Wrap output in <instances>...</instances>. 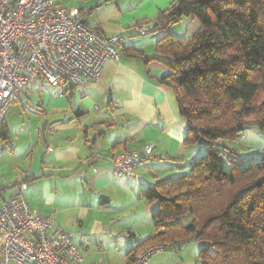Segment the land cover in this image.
<instances>
[{
	"label": "trees",
	"instance_id": "16d2710c",
	"mask_svg": "<svg viewBox=\"0 0 264 264\" xmlns=\"http://www.w3.org/2000/svg\"><path fill=\"white\" fill-rule=\"evenodd\" d=\"M184 19L199 28L172 34ZM147 33L157 35L154 54L122 49L167 69L156 80L169 88L186 126L183 145L196 159L188 174L140 190L155 206L154 233L125 253V264L154 243L165 250L190 241L203 244L200 264H264V153L248 163L225 143L250 126L264 132V0H173ZM0 139L7 140L3 123Z\"/></svg>",
	"mask_w": 264,
	"mask_h": 264
},
{
	"label": "crops",
	"instance_id": "0c3cea01",
	"mask_svg": "<svg viewBox=\"0 0 264 264\" xmlns=\"http://www.w3.org/2000/svg\"><path fill=\"white\" fill-rule=\"evenodd\" d=\"M171 1L54 0L57 5L78 9L80 20L87 27L106 36L123 33L126 42L117 49L116 60L104 61L97 82L66 83L60 88L37 86L22 93L24 98L20 96L13 103L27 104L30 110V104H36L37 112L45 117L39 122L43 123L41 127H36L37 140L34 136L27 141L26 161L20 167L10 165L17 177H6L0 157V186L3 187L0 204L11 197H22L40 214L51 217L54 229L78 231L79 237L73 235V240L80 250V264H109L93 257L98 256V251L91 257L87 254L89 245L85 238L89 233L98 237L104 231L101 220L104 210L110 208L116 192L121 194L130 186L129 180L119 182L116 178L122 177L112 174L109 164L112 154L125 150L141 155L137 185L133 187L136 190L151 186L171 171L177 173L189 168L185 164L191 162L193 153L182 142L186 126L178 116L169 88L156 80L167 69L157 61L144 63L123 51L132 48L149 56L154 54L157 37L142 43L145 35L131 28L136 23L145 28L151 26L157 13ZM151 48L153 53H148ZM51 89L56 92H50L46 99L44 90ZM3 124L6 125L5 118ZM7 140L0 139V155L7 147L3 144ZM147 147L152 149L145 155ZM9 153L15 154L14 149L9 148ZM165 156L181 161L174 163ZM161 161L170 164L161 166ZM19 181L26 184V189L20 192L13 188ZM96 196L100 199L96 200ZM146 208L151 210L150 205ZM0 264L3 263L0 261Z\"/></svg>",
	"mask_w": 264,
	"mask_h": 264
},
{
	"label": "built area",
	"instance_id": "2783aa9c",
	"mask_svg": "<svg viewBox=\"0 0 264 264\" xmlns=\"http://www.w3.org/2000/svg\"><path fill=\"white\" fill-rule=\"evenodd\" d=\"M132 31L146 35L136 23ZM123 33L103 35L83 25L76 8L54 0H0V125L9 107L37 86L62 87L98 81L107 58L116 60ZM151 147L143 154L151 153ZM141 155L121 150L109 158L117 177L136 178ZM17 191L26 189L19 181ZM1 189V186H0ZM164 250L154 243L131 264H148ZM0 261L5 264H80L81 255L69 230L54 229L52 218L39 213L22 197L0 204Z\"/></svg>",
	"mask_w": 264,
	"mask_h": 264
},
{
	"label": "rangeland",
	"instance_id": "374dc122",
	"mask_svg": "<svg viewBox=\"0 0 264 264\" xmlns=\"http://www.w3.org/2000/svg\"><path fill=\"white\" fill-rule=\"evenodd\" d=\"M199 26L196 20L184 19L181 24L172 26L170 31L172 34L179 36H189ZM156 37L157 35L153 33H147V36L142 37L143 39L141 41L142 43L151 42ZM150 51L148 53H153L152 48ZM50 92H56V89L44 90L43 95H46V99H49ZM21 97L24 98V96ZM30 106L32 107L31 110L27 104H12L6 113L5 123L7 125V136L9 139L3 143L7 147L0 157L2 158V171L7 173L6 177H9V179L17 177L16 170L10 168V165L20 167L21 163L26 161V154L29 152L27 150V141L34 136H36L37 140L36 127L38 125L41 127L43 124L42 121L45 116L37 112L38 108L36 104H30ZM40 120H42L41 124L39 123ZM225 143L229 147L237 150L241 156L245 158L249 157L247 160L248 163L263 159L264 132L259 130L257 126L245 128L235 140L225 141ZM9 148H13L15 154L9 153ZM195 159L196 155L193 154L190 160L192 162ZM150 160L156 161L154 158ZM191 162L185 165L190 167ZM169 164V162L163 163L161 161V166H167ZM170 166L173 167V165ZM188 171L189 168L188 170L182 169V171H178L177 173H172L171 171V174L167 177L188 174ZM122 178H116V180L119 182L129 180L130 186H127L121 194L116 192L110 208L104 210L105 213L102 215L104 218H101L104 222V231L98 237H93L92 233L91 235L89 233L90 239L87 240L89 237L85 238V243L89 245L87 254L91 257L94 255L93 252L98 251V256L95 254L93 257L96 256L105 261H109V264H124V255L128 249L154 233L150 210L146 211V206L149 204L140 195V190L147 187L138 188L137 190L133 189L137 185L138 173L136 178ZM59 187L61 191L64 188L62 183ZM95 199L99 200L100 198L96 196ZM150 206V209H155V206ZM188 220V216L180 219L184 224ZM91 223L92 219L89 220V224ZM69 231L73 233L75 238L79 237V233L75 229H69ZM202 247L203 244L196 241L167 247L165 250L152 255L148 260V264H200L199 250Z\"/></svg>",
	"mask_w": 264,
	"mask_h": 264
}]
</instances>
